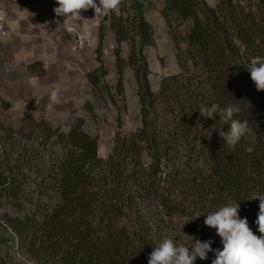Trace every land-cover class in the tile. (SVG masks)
<instances>
[{"label":"trees","instance_id":"16d2710c","mask_svg":"<svg viewBox=\"0 0 264 264\" xmlns=\"http://www.w3.org/2000/svg\"><path fill=\"white\" fill-rule=\"evenodd\" d=\"M145 0H123L118 12L98 17L100 64L87 74L97 94L110 91L104 64L108 29L114 33L118 96L133 72L141 125L121 135V115L110 154L100 155V137L79 118L65 131L31 110L7 125L11 111L0 97V264H148L165 236L191 246L211 240L204 224L210 211L237 200L241 218L255 223L264 193V91L247 71L264 57V0H165L160 11L176 46L177 74L152 90L145 49L155 45ZM94 16V11L89 9ZM127 43V57L122 44ZM40 63L30 66L34 72ZM235 104V117L252 134L229 148L201 117L200 106ZM86 108L96 118L94 107ZM252 147L249 153L245 149ZM192 237V238H191ZM197 258L195 264H211Z\"/></svg>","mask_w":264,"mask_h":264},{"label":"crops","instance_id":"0c3cea01","mask_svg":"<svg viewBox=\"0 0 264 264\" xmlns=\"http://www.w3.org/2000/svg\"><path fill=\"white\" fill-rule=\"evenodd\" d=\"M56 6L55 0H0V8L8 13L7 35L0 47V97L11 103L13 119L33 110L37 118L67 131L77 119L87 120L86 103L96 95L87 74L100 67L96 54L100 19L84 11L86 20L69 31L64 18L54 13ZM107 39L104 60L108 53L114 63L116 41L111 29ZM35 63L41 64L37 68L44 74L30 68ZM32 78L41 85L39 90L30 86ZM57 85L62 102L49 110L44 89L51 91Z\"/></svg>","mask_w":264,"mask_h":264},{"label":"clouds","instance_id":"9594fccd","mask_svg":"<svg viewBox=\"0 0 264 264\" xmlns=\"http://www.w3.org/2000/svg\"><path fill=\"white\" fill-rule=\"evenodd\" d=\"M55 3L57 6L53 9L54 13L57 17L64 18L65 26L71 31L86 20L82 12L91 9L95 17H105L109 13L118 12L123 0H98V3L97 0H55ZM5 17V11L0 9V21ZM247 71L256 90L264 91V57H253ZM29 84L34 89L41 88L35 78L30 79ZM44 92L49 97L47 105L49 110L62 102L59 85L53 87L51 91L44 89ZM239 112L240 108L235 104L221 107L217 103H212L210 106L202 105L199 108L201 117L216 121L218 116L220 124L227 126L226 131L225 127L214 129L218 131L224 144L231 149H235L242 139L252 134L246 120L235 118ZM245 150L251 153L254 149L247 147ZM251 199L259 200V212L255 223L260 235L252 231L246 217L241 218L240 204L232 199L216 210L208 212L204 220V224L215 229L220 237L222 249L214 250L211 240L201 241L191 237L193 243L189 247L165 236L149 254L148 264H195L197 258L207 260L210 252H214L211 264H264V193H253Z\"/></svg>","mask_w":264,"mask_h":264},{"label":"rangeland","instance_id":"374dc122","mask_svg":"<svg viewBox=\"0 0 264 264\" xmlns=\"http://www.w3.org/2000/svg\"><path fill=\"white\" fill-rule=\"evenodd\" d=\"M207 2L211 6L215 5V0H207ZM145 4L147 9L146 18L155 31V45L147 47L145 54L148 57L151 72L149 76L150 84L152 90L157 92L161 79L164 76L177 74L179 67L176 60L175 43L160 13L165 0H145ZM105 44L109 46L110 42L108 39ZM123 49L124 55L127 56L128 45L124 44ZM104 64L109 72L106 80L110 86V91L103 94H97L96 92L95 97L88 100L94 107L96 118L93 119L87 110L88 118L87 120L85 119L84 129L89 134L100 137V155L106 158L114 144L117 117L121 115L122 118L121 135L127 136L141 125V113L133 72L127 69L125 74V93L123 96H118L115 89L117 67L115 62L110 61L108 53H106ZM3 116L7 125L15 120L11 115V111L4 113Z\"/></svg>","mask_w":264,"mask_h":264},{"label":"built area","instance_id":"2783aa9c","mask_svg":"<svg viewBox=\"0 0 264 264\" xmlns=\"http://www.w3.org/2000/svg\"><path fill=\"white\" fill-rule=\"evenodd\" d=\"M2 9V8H0ZM4 10V9H3ZM6 13V17L4 20L0 21V47L7 35V21H8V13L6 10H4Z\"/></svg>","mask_w":264,"mask_h":264}]
</instances>
